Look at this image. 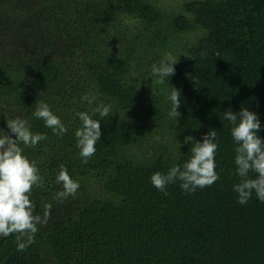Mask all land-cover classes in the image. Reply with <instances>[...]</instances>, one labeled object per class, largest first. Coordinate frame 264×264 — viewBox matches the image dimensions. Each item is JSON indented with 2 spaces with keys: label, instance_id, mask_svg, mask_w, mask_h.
I'll use <instances>...</instances> for the list:
<instances>
[{
  "label": "trees",
  "instance_id": "trees-1",
  "mask_svg": "<svg viewBox=\"0 0 264 264\" xmlns=\"http://www.w3.org/2000/svg\"><path fill=\"white\" fill-rule=\"evenodd\" d=\"M165 52L177 61L157 84L151 66ZM171 85L180 91L176 121ZM85 92L110 112L95 116L100 139L82 162L76 113L94 106ZM41 100L65 123L63 135L32 115ZM240 107L264 125V0H190L176 10L154 0H0V129L19 116L44 135L24 146L44 178L30 196L44 223L22 251L16 233L0 236V264H264V202L253 194L239 204L232 189L223 112ZM209 128L219 178L191 193L178 182L166 194L154 188L153 171L190 154L184 137ZM61 164L79 187L58 197Z\"/></svg>",
  "mask_w": 264,
  "mask_h": 264
},
{
  "label": "clouds",
  "instance_id": "clouds-1",
  "mask_svg": "<svg viewBox=\"0 0 264 264\" xmlns=\"http://www.w3.org/2000/svg\"><path fill=\"white\" fill-rule=\"evenodd\" d=\"M176 61L171 52H165L158 62L152 64L151 74L155 77V83L164 84L174 72ZM179 97V89L171 85L165 100L169 104L168 116L175 121L180 115ZM80 99L87 105H93L96 96L92 92H85ZM109 112V104L95 103L90 111L76 113L81 123L74 130V137L82 162H86L96 151L95 144L100 139L101 122L95 116L104 117ZM32 115L41 119L44 126L58 136L67 131L61 117L44 100L36 103ZM223 117L231 125L232 162L234 174L238 177L232 189L236 193L237 203L246 204L253 194L257 200L264 202V137L258 134L264 125L258 113L247 107H240L236 112L226 109ZM6 123L8 132L0 129V236L16 233V248L22 251L33 242L37 224L44 223V218L34 213L35 205L30 199L33 188L39 186L44 178L37 161L25 153L24 146H35L44 135L33 131L28 122L19 116ZM184 141H191L188 157L182 162H174L166 171H153L149 177L153 187L165 194L166 186L172 183L178 182L182 191L191 193L219 178L215 159L218 149L216 129L209 128L199 140L187 135ZM55 180L62 186L58 197L74 194L79 187V182L72 178L63 164L59 166ZM49 208L50 204L45 203L44 217H47Z\"/></svg>",
  "mask_w": 264,
  "mask_h": 264
},
{
  "label": "rangeland",
  "instance_id": "rangeland-1",
  "mask_svg": "<svg viewBox=\"0 0 264 264\" xmlns=\"http://www.w3.org/2000/svg\"><path fill=\"white\" fill-rule=\"evenodd\" d=\"M154 1L163 7H168L170 9L176 10V8H178L182 4V2L190 1V0H154ZM193 36H195V34L193 33H190L188 35H183L181 36L180 42H182V44H185L186 42L190 41V39Z\"/></svg>",
  "mask_w": 264,
  "mask_h": 264
}]
</instances>
